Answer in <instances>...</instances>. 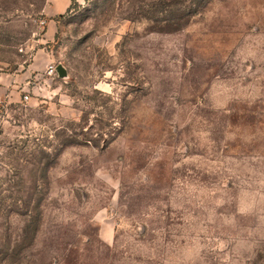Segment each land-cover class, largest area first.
<instances>
[{
  "label": "rangeland",
  "instance_id": "1",
  "mask_svg": "<svg viewBox=\"0 0 264 264\" xmlns=\"http://www.w3.org/2000/svg\"><path fill=\"white\" fill-rule=\"evenodd\" d=\"M55 2L0 0V264H264V0Z\"/></svg>",
  "mask_w": 264,
  "mask_h": 264
},
{
  "label": "crops",
  "instance_id": "2",
  "mask_svg": "<svg viewBox=\"0 0 264 264\" xmlns=\"http://www.w3.org/2000/svg\"><path fill=\"white\" fill-rule=\"evenodd\" d=\"M73 1H77V2L81 3L83 0H56V2L54 4V11L56 12V14H60L63 9H67L68 7H70L71 4L73 3ZM59 4L60 5L62 4L61 5V6H63L62 9L59 8ZM48 24H50V21L48 22Z\"/></svg>",
  "mask_w": 264,
  "mask_h": 264
},
{
  "label": "water",
  "instance_id": "3",
  "mask_svg": "<svg viewBox=\"0 0 264 264\" xmlns=\"http://www.w3.org/2000/svg\"><path fill=\"white\" fill-rule=\"evenodd\" d=\"M56 71H58V73L61 77H65L67 75V71H66L65 67L62 65H59L58 67H56Z\"/></svg>",
  "mask_w": 264,
  "mask_h": 264
},
{
  "label": "built area",
  "instance_id": "4",
  "mask_svg": "<svg viewBox=\"0 0 264 264\" xmlns=\"http://www.w3.org/2000/svg\"><path fill=\"white\" fill-rule=\"evenodd\" d=\"M48 72H49L50 74H53V73L56 72V67H55L54 64H50V65H49V67H48Z\"/></svg>",
  "mask_w": 264,
  "mask_h": 264
}]
</instances>
